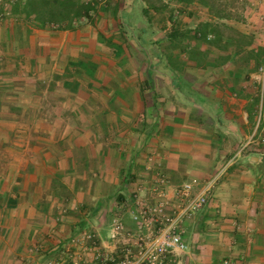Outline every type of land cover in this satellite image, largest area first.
I'll list each match as a JSON object with an SVG mask.
<instances>
[{
    "label": "rangeland",
    "instance_id": "1",
    "mask_svg": "<svg viewBox=\"0 0 264 264\" xmlns=\"http://www.w3.org/2000/svg\"><path fill=\"white\" fill-rule=\"evenodd\" d=\"M42 2L43 16L53 11L80 9L82 4L93 5V10L90 17L77 18L72 29H64L58 24L34 23L32 15L26 17L33 8L26 7L25 14L23 0H1L2 22L14 26L11 35L9 28L6 33L8 38L17 42L9 50L3 49L9 59L2 56L1 65L10 61L9 66H3V72L6 75H58L55 72L59 70L65 78H82V113L73 107L66 113L70 121L79 120L78 126L71 124L60 135H67L72 127L81 134L87 133L88 138L90 132L97 131L103 136L104 128L116 131L115 135L128 130L135 143L131 148L114 145L116 160L109 163L112 167L105 171L91 170L87 162V146L77 145L78 137L71 139V134L70 143L62 147L76 154L77 163L81 157L85 167L72 170L68 168L71 161L66 160V167L61 172L55 170L54 176H37V181L43 182L42 192L35 190L33 182L24 185L26 177L23 173V177H18L20 186L16 191L20 197L19 205L22 204L20 208L15 204L10 206L7 201L10 193H14V188H10L17 176L11 180L6 176L0 186V264H109L115 259H119L116 264H125L126 261L151 264L140 259L141 249L135 244L138 225L134 216L142 203L155 205L162 200L170 203L168 210L176 211L178 186L173 191L162 188L160 177L152 169L157 163L151 157L153 155L147 157L151 169L145 171H140L139 167L135 170L130 156L126 158L128 152L139 149L138 131L142 122L138 103L132 97L133 91H140L143 102L148 105L154 103V99L158 102L160 97L173 93L170 81L156 75L233 77L232 97L237 101H250L251 109L247 107L246 111L258 124L252 142L241 153L251 151L252 147L264 150V0H209L212 7L199 0L187 7L173 0ZM220 13L229 17H220ZM197 29L205 36L193 38ZM47 40L52 42L50 51L54 50L48 57L43 52ZM26 41L33 48L27 46ZM58 45H62L60 58H56ZM27 53L34 54L33 58ZM52 55L53 60L50 59ZM38 83L41 88L42 80ZM91 88L99 95L97 98ZM121 88L126 90L121 92ZM173 89L177 91L179 88L175 85ZM124 93L132 100L129 111H124L125 103L121 102ZM190 94L193 92H188V97ZM104 102L113 109V119L103 111ZM88 104L97 106L98 110L91 111ZM122 110L129 117L128 121L123 120ZM150 113L153 115L154 110ZM188 114L196 115L189 111ZM35 115L40 116V112ZM91 120H97L99 126L95 128V121ZM114 123L119 124L117 128L116 125L114 128L110 126ZM42 130L45 131L23 127L17 135L13 132L19 162H25L27 158L25 142L28 138L33 141V146L44 147L40 142L37 144L42 137L48 136ZM243 144L236 152L244 147ZM106 147L100 139L94 143L97 151H104ZM35 162L39 167L41 160ZM130 168L135 173L129 171ZM34 197L40 205L29 217V213L23 210L30 207L29 204L35 207ZM194 215L185 222L184 228ZM180 254L183 253L173 255L175 264H180Z\"/></svg>",
    "mask_w": 264,
    "mask_h": 264
},
{
    "label": "crops",
    "instance_id": "2",
    "mask_svg": "<svg viewBox=\"0 0 264 264\" xmlns=\"http://www.w3.org/2000/svg\"><path fill=\"white\" fill-rule=\"evenodd\" d=\"M2 14L0 9V186L5 182L6 176L7 180L17 176L10 188H14V193H10L7 201L10 206L15 204V207L20 208L22 204L19 205L20 197L16 191L18 192L20 186L18 177H23V173L26 177L24 185L35 183L33 185L35 190L42 192L43 182L39 183L37 176H54L55 170L61 172L66 167V160L71 161L72 164L69 163L68 168L72 170L85 167L81 157L77 163L76 154L73 155L71 151L62 147L63 144L70 143L71 134H73L71 139L78 137L77 145L87 146V162L91 170L105 171L112 167L109 163L116 160L114 145L121 147L126 145L131 148L135 141L131 139L128 130L121 135H115L116 131L104 127L103 136H99L97 131L90 132L88 138L87 133L81 134L72 130L74 127L67 135H60L61 132H65L64 129H69L71 124L78 126L79 120L70 121L66 113L70 112L71 107L82 113L83 103L80 99L83 93L82 78L78 76H74L73 79L70 76L65 78L64 75H60L58 69L55 72L58 75H6L3 66L5 68L9 66L10 61H7V65H1L2 56H5L3 49L9 50L13 45L16 46L17 42L11 37L8 38L6 32L9 28L11 35L14 26L3 24ZM28 42H25L26 45L33 48ZM45 44L47 46H44L43 52L48 57L54 50L50 51L51 41L47 40ZM61 46L58 45L56 58H60ZM27 56L31 54L27 53ZM5 57L9 59L7 55ZM53 58L54 55L50 59ZM156 77L168 79L173 93L160 97L158 102L154 99V103L145 105L142 93L138 90L133 91L132 97L138 103V112L142 119L137 140L139 151L128 152L126 157L130 156L133 168L138 170L139 167L140 171L148 170L150 165L147 163V157L153 155L151 157L155 159L157 165L154 164L152 169L156 171L158 177L163 176L167 179L166 183H161L163 189L173 191L184 181L197 180L198 184L193 191L196 194L226 163L231 164L210 189L208 202L189 220L187 228L185 225L184 236L188 250L180 254V264H223L225 259L240 264H264V150L250 147L251 151L236 152L242 142L247 149L258 130L257 121L250 119L246 111L247 107L251 109L250 101L246 99L237 101L232 97L235 82L233 84L231 82L233 77L230 78L228 75H156ZM39 80L43 82L41 88ZM68 81L71 83L67 84ZM175 85L179 88L177 91L173 89ZM121 89L120 91L124 92L127 87L125 90ZM90 90L94 92L95 97L99 96L92 88ZM191 91L193 94L188 97L187 93ZM39 95H42V98L39 99ZM122 95L124 111H129L131 97L125 93ZM103 106H105L103 111L109 113L106 116L113 119L111 117L113 109L105 102ZM88 108L91 111L98 110L97 106L91 104H88ZM151 110H154L153 115L150 113ZM124 111L122 110L123 120L128 121L129 117ZM188 111L196 115L191 116ZM35 112H40V116H36ZM91 121H95L93 122L95 128L99 126L97 120ZM113 125L117 128L119 124L114 123L110 126L114 128ZM23 127L45 129L42 131L48 136L37 141V144L40 142L44 146L40 147L41 149L33 146V141L28 138L25 142L27 158L25 162H19L15 152L17 139L12 134L15 132L17 135L19 129ZM86 138L89 141H85ZM99 139L107 146L104 151H97L94 148V143ZM74 148L75 146L72 147ZM37 159L41 160L39 167H36ZM133 168L128 170L135 173ZM25 189L29 188L26 186ZM33 204L35 207L29 204L30 207L27 206L23 210L29 213V217L40 205L36 200Z\"/></svg>",
    "mask_w": 264,
    "mask_h": 264
},
{
    "label": "built area",
    "instance_id": "3",
    "mask_svg": "<svg viewBox=\"0 0 264 264\" xmlns=\"http://www.w3.org/2000/svg\"><path fill=\"white\" fill-rule=\"evenodd\" d=\"M245 148L246 145L240 151ZM229 165L226 164L212 176L198 194H193V189L198 184L197 180L181 183L176 189L178 205L174 212L168 210L171 205L165 200L155 205L142 203L134 216L138 225L135 244L141 249V260H147L151 264H175L173 255L188 250L184 224L208 202L210 189L226 173ZM160 181L164 184L166 178L160 177ZM125 264L131 262L126 261ZM223 264L240 263L225 259Z\"/></svg>",
    "mask_w": 264,
    "mask_h": 264
},
{
    "label": "trees",
    "instance_id": "4",
    "mask_svg": "<svg viewBox=\"0 0 264 264\" xmlns=\"http://www.w3.org/2000/svg\"><path fill=\"white\" fill-rule=\"evenodd\" d=\"M22 1V0H20ZM45 0H23V8L25 10V14H26V7H32V13L28 12V14L26 15V17H32V20L34 23L36 24H41L44 23L45 24H58L60 27L64 28V29H72L73 28V22L79 18L80 16H87L90 17V11L93 10V5H84L82 4V7H80V9H75V10H70V11H53L50 12L49 15H44L43 16V2ZM176 1L178 4H181L185 7H187L188 5L192 4L195 0H173ZM199 2H201L202 4H205L207 6H211L212 5L209 3V0H199ZM32 15V16H31ZM220 17H229L228 14H224V13H220L219 14ZM63 22H67V25H64ZM63 25V26H62ZM206 26H208V23H206ZM200 36H205V34L202 32V30H196L194 32V37L196 39H200ZM119 259H115L114 261L110 262L109 264H116L118 263Z\"/></svg>",
    "mask_w": 264,
    "mask_h": 264
}]
</instances>
